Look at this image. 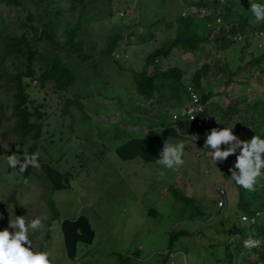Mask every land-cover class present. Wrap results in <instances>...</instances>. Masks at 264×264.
Masks as SVG:
<instances>
[{
    "label": "rangeland",
    "instance_id": "rangeland-1",
    "mask_svg": "<svg viewBox=\"0 0 264 264\" xmlns=\"http://www.w3.org/2000/svg\"><path fill=\"white\" fill-rule=\"evenodd\" d=\"M226 3L241 11L250 0ZM45 4L60 12L61 22H69L61 31L57 29L59 24L54 26L57 37L74 27L78 29L81 54L87 59L85 63L77 59L76 80L67 90L76 100L63 119L62 100L47 87L46 97L53 108L49 110V126L43 129L39 141L43 162L39 169L29 166L21 173L19 167L7 166V156L16 154L23 160L27 148L26 140L8 130L12 111L0 109V231L7 228L12 232L8 222L15 217H24L26 222L42 218L43 227L36 232L29 230V239L33 252L50 254L51 264H227L230 255L241 253L245 259L253 258L252 252L243 248L253 226L249 220H242L238 188L223 175L228 165H214L199 140L193 143L189 136H162L161 140V129L151 126L162 120L160 112L169 105L145 109L140 104L146 102L135 92V77L145 69L147 56L177 37L182 20L192 17L197 7L187 8L184 0H49ZM209 10L207 7L193 21L205 23ZM25 13L21 8L0 6V105L13 102L2 75L19 71L15 62L2 58V40L7 33L19 34L18 25ZM244 38L224 55H212L220 60L225 57L232 71L240 67L241 76L251 75L250 85L240 90L239 84H234L231 96L224 91L223 80L219 83L218 78H206V92L213 95L209 103L221 109L240 95L247 96V106L261 102L260 108L264 102V88L259 86L264 83V75L248 65L249 57L242 60L248 53L241 54ZM115 40L116 46H112ZM256 40L251 39L252 46ZM179 50L175 48L161 58L158 67H179L189 84L207 55L200 51L187 56ZM115 53L126 55L116 61ZM24 68L25 63L20 69ZM26 82L31 83L29 78ZM33 87H38L37 82L30 84L31 96ZM33 97L42 101L43 96L35 92ZM156 111L158 114L153 115ZM167 111L170 123L183 119L176 108ZM166 140L170 144L185 142L184 163L178 169L156 163ZM45 177L54 190L46 186ZM259 181L260 177L256 183ZM217 186L227 193L221 214L216 207ZM54 213L61 217L48 226L45 222ZM79 216L87 218L95 235L90 245L78 244L75 259L69 260L59 226L63 219Z\"/></svg>",
    "mask_w": 264,
    "mask_h": 264
},
{
    "label": "trees",
    "instance_id": "trees-1",
    "mask_svg": "<svg viewBox=\"0 0 264 264\" xmlns=\"http://www.w3.org/2000/svg\"><path fill=\"white\" fill-rule=\"evenodd\" d=\"M48 1L0 0V6L14 9L21 8L26 11L24 18L18 25L19 34L10 35V33H7L2 40L4 44L2 58L9 59L11 63L15 62L19 71L12 75H2L5 79L4 84L12 91L13 102L11 105L1 104L0 109L4 112L12 111L9 117L12 123L8 130L15 133L18 138L26 140L24 145L27 149L24 154L29 156L39 153L38 146L42 137L41 134L43 133V129L49 126V110L53 107L50 104L49 98L46 97V93H48L47 87L50 86L49 88L53 94L59 96L62 100L60 116L63 119L69 114L71 102L75 103L76 100L68 95L67 90L76 80L75 74L78 72V66L80 65L77 59L83 63L87 59L86 55L83 54L82 56L81 54L83 45L77 40L78 29L76 27L64 32L61 37L56 36L57 30H55L54 26L59 24L61 27H57V29L61 31L62 29H66V25L69 22H61L59 18L61 17L60 12L56 9L54 10V7L45 4ZM229 1L184 0L187 8L197 7V12H191L192 17H186L182 20L177 37L167 41L147 56L145 69L135 77V92L146 102V105L140 104L143 108L146 109L159 104L169 105V108H164L160 112L159 118L162 120L156 122L155 127L151 126V128L161 129L158 130L161 140L164 136L182 138L181 134L184 136L196 135L200 145L204 147L206 135L212 129L232 127L233 129H238V132L233 134L241 141L250 140L253 135H258L264 139V102L260 108L258 106L261 102L247 106V103H245L247 96L240 95L230 99L228 105L224 109H221L218 105L209 103L213 95L206 92L205 89L207 85L206 78L208 76L215 79L218 78L217 81L219 83L224 81L222 86L229 96H231V92L235 91L233 90L234 84H239L240 90L250 85L251 75L241 76L239 73L240 67L232 71L225 57H222V60L212 58V55L216 53L224 55L226 50H229L238 42L236 41L238 36H241V39L245 36L243 41L245 45L243 44L241 54L248 52L245 53V59L242 60H246L249 57L248 65L251 68H258L260 75H264V44H261L264 37L258 38V34H255L262 32V30L264 31V24L256 22L250 11L251 4L258 3L264 5V0H250V3H247L245 9L241 11H236L232 5L226 3ZM75 2H79V0H75ZM207 7L210 10L206 13L205 23L194 22L193 18L195 20L197 17L200 18ZM72 8H76L75 5H72ZM185 16L186 14L183 15V17ZM251 39H257V44L252 46ZM7 41L8 43H6ZM116 41L111 42L112 46H116ZM39 46H41V49H38ZM203 47L207 49L205 50ZM175 48H179V51L187 56H195L200 51L206 52L207 56H205L200 67L191 76L189 84H186L179 67H158L161 58L168 57ZM107 52H110V46L107 47ZM115 55L114 60L118 61ZM24 63L25 68L21 70L20 68ZM72 66H76L74 72L72 71ZM149 68L153 72H148ZM27 78L30 79L31 83L33 81L37 82L38 87L33 88H35V92L43 96L42 101L33 97L35 92L32 96L28 93L31 83L26 82ZM259 86L264 88V83L259 84ZM188 87L194 88L200 97V103L204 105V110L199 114L202 126L198 127L196 121L185 120L178 121L174 127V124L167 120V110L181 108V105L192 106L187 93ZM43 90H45V93ZM244 103L245 105L243 106ZM157 114L158 111L154 112L153 115ZM217 120L219 123H216ZM1 132L2 127L0 125V134ZM224 148L225 146L222 145L221 150H224ZM206 151L208 152L209 150L206 149ZM236 154H239V149ZM235 160L236 156L233 155L223 162H218L228 165L227 170L223 174L227 179L231 180L229 169L233 168ZM38 162L39 164L43 163L40 155ZM31 171L30 169L29 172ZM263 171L264 169H262ZM231 181L235 184L233 180ZM45 184L50 190H54L46 177ZM235 186L238 188L237 204L242 212L241 214H243L242 217L255 218L256 214L259 213L257 218H255V224L250 229L251 231L253 229L250 237L259 240L260 244L257 247L249 249L252 252L253 258L245 259L244 256H241L242 253L238 255L232 254L226 259L227 264H236L237 262L239 264H264V177L260 176V181L255 184L254 191H247L236 184ZM52 204L53 202L51 201ZM224 209L219 210L218 214H221V211L223 212ZM150 213L154 215V213ZM60 217V214L54 213L49 216V219L45 223L51 226ZM238 234L239 232L235 233L236 236ZM243 248L245 252L248 251L244 247V242Z\"/></svg>",
    "mask_w": 264,
    "mask_h": 264
},
{
    "label": "clouds",
    "instance_id": "clouds-1",
    "mask_svg": "<svg viewBox=\"0 0 264 264\" xmlns=\"http://www.w3.org/2000/svg\"><path fill=\"white\" fill-rule=\"evenodd\" d=\"M250 11L256 22H264V5L253 3L250 6ZM185 107L187 106L181 105V108H176L183 114V119L180 121L187 120L186 109L188 107ZM168 121L170 122V119ZM177 122L173 123L174 127ZM216 122L219 123L218 120ZM235 132L236 129L233 127L212 129L206 135L204 149L209 150L208 155L214 165L235 155L236 160L233 168L229 169L231 180L247 191H254L257 179L264 174L262 172L264 169V139L258 135H253L250 140L241 141L233 134ZM188 138L193 143L198 139L196 135H189ZM222 145L225 146L224 150H221ZM185 146L183 140L175 144H170L166 140L156 163L166 169H178L184 163L182 157ZM238 149L239 154L237 155ZM38 159L39 153L30 156L23 155V160L18 159L16 154H12L6 157V163L12 169L19 167L20 172L23 173L29 166L39 169ZM42 227L43 222L40 217L30 222H26L24 217L9 219L8 228L13 229V231L9 232L7 228L0 231V264H51L50 254L48 252H33L32 242L29 239V230L36 232ZM259 244V240L251 237L244 241L245 248L257 247Z\"/></svg>",
    "mask_w": 264,
    "mask_h": 264
},
{
    "label": "water",
    "instance_id": "water-1",
    "mask_svg": "<svg viewBox=\"0 0 264 264\" xmlns=\"http://www.w3.org/2000/svg\"><path fill=\"white\" fill-rule=\"evenodd\" d=\"M59 227L64 251L69 260L75 259L78 244L90 245L95 235L89 221L84 216L72 220L63 219Z\"/></svg>",
    "mask_w": 264,
    "mask_h": 264
},
{
    "label": "built area",
    "instance_id": "built-area-1",
    "mask_svg": "<svg viewBox=\"0 0 264 264\" xmlns=\"http://www.w3.org/2000/svg\"><path fill=\"white\" fill-rule=\"evenodd\" d=\"M255 34H258L257 35L258 38L264 37L263 32H258ZM240 40H241V36H238L236 41H240ZM125 55L126 54L117 53L115 57L117 58V60L118 59L122 60L125 57ZM187 93H188V96L190 98V102H191L192 106L188 107V109H186V114H187L186 118L188 121H196L197 126L201 127L202 121L199 117V114L204 110V107L200 103V97H199L198 93L195 92L194 88H191V87L187 88ZM215 194H216V200H217L216 201L217 209L221 210V209L225 208L226 207V200H227L226 190L222 186H217L215 188ZM258 215H259V213L256 214L255 218H257ZM255 218L252 217V218H246V219L249 220V224L251 226H253L255 224ZM244 219H245V217H243V220ZM252 231H253V229H252ZM246 249L249 250L250 248H246Z\"/></svg>",
    "mask_w": 264,
    "mask_h": 264
}]
</instances>
